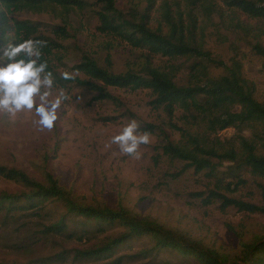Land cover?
Instances as JSON below:
<instances>
[{"label": "rangeland", "instance_id": "rangeland-1", "mask_svg": "<svg viewBox=\"0 0 264 264\" xmlns=\"http://www.w3.org/2000/svg\"><path fill=\"white\" fill-rule=\"evenodd\" d=\"M81 1L80 9H65L54 4L41 9L23 8L12 13L0 4V31L11 26L12 16L37 23L39 33L61 44L56 53L60 56L59 61H52L58 73H74L70 67L78 61L80 52L90 53L100 65L114 73L137 69L147 51L133 48L118 35L100 32L96 12L100 10L101 2ZM114 1L118 9L126 12L133 7L143 11L147 4L146 0ZM162 3L163 0H155L149 24L153 29L160 24L162 31L167 32ZM168 3L175 21L178 12L182 15L185 36L189 21L186 12L192 9L196 20L195 42L223 61L227 62L234 52L241 58L243 75L255 84V97L264 100V61L252 50L257 40L264 45V18L251 17L229 8L222 0H200L195 4L186 0H168ZM55 25L65 27L69 35H55L52 29ZM5 48L6 45L0 46V57ZM150 60L155 65L178 67L175 81L186 83L191 62L188 58L150 55ZM8 62L0 59V66H6ZM211 72L218 74L220 71L211 68ZM61 89L69 99L61 105L60 118L51 131H41L33 124L38 119L33 113L9 117L0 112L1 164L20 168L39 181H43L44 171L48 170L67 191L85 204L124 208L137 218L154 220L219 252H237L243 242L264 237L262 213L240 211L232 205L221 208L216 201L207 205L202 203L208 191L218 187L229 197L262 205L264 176H255L248 168L233 173L228 168L234 163L229 161H223L213 174L206 170L196 173L193 168L182 170L183 161L171 159L161 152L160 137L156 132L149 133L150 144L140 146L139 159L121 153L118 145L111 144V137L132 120L138 125L149 122L161 126L170 139H179V132L169 127L165 112L150 105V90L107 87L117 99L99 100L94 98L96 93L86 87L54 84L51 98L54 99ZM172 121L183 126L179 109L175 110ZM236 133V129L227 128L218 135L232 138L237 143L233 138ZM240 133L248 139H257L253 128H244ZM228 182L232 183L230 190L226 188ZM21 189L19 184L0 176V191L19 192ZM195 192L204 193L193 196ZM63 213L61 204L51 202L39 216L0 213V264H26L59 253L66 257L48 264H101L109 260L75 259L73 251L93 247L120 229L108 228L103 233L89 230L83 234L80 223L71 219L67 222L71 230H76L73 238L45 235L44 226ZM149 246L147 237L133 238L117 247L113 257L126 256L121 264H197L192 258L171 249L152 253L153 256L148 258L133 255Z\"/></svg>", "mask_w": 264, "mask_h": 264}, {"label": "trees", "instance_id": "trees-1", "mask_svg": "<svg viewBox=\"0 0 264 264\" xmlns=\"http://www.w3.org/2000/svg\"><path fill=\"white\" fill-rule=\"evenodd\" d=\"M186 1L195 4L200 0ZM99 2L101 7L96 12L99 20L97 29L100 32L118 35L133 48L147 51L148 54H145L137 69L114 73L108 67L100 65L90 53L80 52L78 61L70 67L77 73L76 78L63 80L52 65L53 60L59 61L60 56L56 53L60 51L61 44L39 33L37 23L13 16L11 26L0 31V46H7L13 37L15 38L12 39L13 44L28 38L46 41V45L41 48V61H48V70L52 71L56 78L55 85L86 87L96 93L95 99L116 100V96L111 94L107 87L150 90L152 96L150 105L165 112L169 127L179 132V139L176 141L170 139L163 127L149 122L140 124L138 130L150 134L156 132L160 137L161 152L171 159L183 161L182 170L193 168L196 173L206 170L208 174H213L223 161H229L234 163L228 168L233 173H237L241 168H248L253 175L264 176V100L260 101L255 97V84L243 75L241 58L234 52L226 62L212 56L202 45L197 44L196 20L192 9L186 12L189 21L186 24L185 36L182 15L178 12V20L173 19L168 0H163L162 3V16L168 26L167 32L162 31L160 24L156 29L151 28L149 24L150 10L155 0H146L147 4L143 11L133 7L129 12L118 9L114 0ZM222 2L227 7L235 8L248 16L264 18V0ZM0 4L12 13L23 8L41 9L54 4L65 9L71 7L80 9L83 2L0 0ZM52 29L57 36L69 35L63 26L55 25ZM252 50L264 61V45L260 41H255ZM150 55L184 57L191 60L186 83L179 84L175 81L178 67L172 64L155 65L151 62ZM211 68H217L220 72L213 74ZM176 109L181 111L183 126L172 121ZM248 127L253 128L257 139H248L240 133ZM227 128L236 129L237 133L233 138L238 144L232 138L219 137L218 132ZM0 176L14 181L22 188L19 192L0 191V213L12 215L20 212L39 216L50 202L62 205L64 213L44 226L45 235H66L73 238L76 230H71L67 222L71 219L75 223H80L83 234L89 230L103 233L108 228L120 229L114 236H107L93 247L75 249L73 251L75 259H109L101 264H121L126 256L113 257L115 249L133 238L147 237L150 246L133 254L135 257L148 258L153 256L152 253L171 249L192 258L197 264H264V237L243 242L237 252H219L154 220L137 218L124 208L112 209L107 206L85 204L67 191L48 170L44 171L43 181H39L20 168L7 167L0 163ZM231 184L229 182L226 184L228 190ZM208 192L202 198L204 205L216 201L221 208L232 205L240 211L259 212L264 216V202L262 205H256L229 197L219 191L218 187ZM203 193L195 192L192 195L202 196ZM65 257L64 253H59L26 264H48L51 261L63 260Z\"/></svg>", "mask_w": 264, "mask_h": 264}, {"label": "clouds", "instance_id": "clouds-1", "mask_svg": "<svg viewBox=\"0 0 264 264\" xmlns=\"http://www.w3.org/2000/svg\"><path fill=\"white\" fill-rule=\"evenodd\" d=\"M12 39H15L14 37ZM9 40L0 59L9 61L0 66V112L9 117L18 113H33V124L41 131H51L58 121L61 105L69 99L61 89L53 99L52 89L55 76L48 70V61H41V48L46 41L28 38L13 44ZM77 73L63 71V80H74ZM135 120L130 121L122 130L111 137V144L118 145L121 153L140 158L138 151L141 145L151 143L150 134L141 133Z\"/></svg>", "mask_w": 264, "mask_h": 264}]
</instances>
